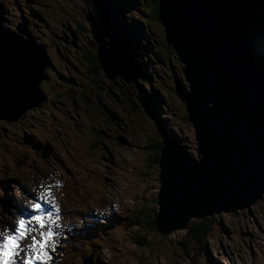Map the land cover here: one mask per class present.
Segmentation results:
<instances>
[{
    "label": "rangeland",
    "instance_id": "374dc122",
    "mask_svg": "<svg viewBox=\"0 0 264 264\" xmlns=\"http://www.w3.org/2000/svg\"><path fill=\"white\" fill-rule=\"evenodd\" d=\"M0 1L6 7L5 12L0 4L1 19L4 17L6 27L3 30L21 29L34 58L41 66L47 63L51 66L43 69L47 79L37 84V86L42 85L46 90V98L41 101L39 107V111L44 113L43 118L33 107L16 121L7 123L0 120V183L3 186L0 190L2 192L5 190L7 199L11 197L20 204L22 195H26V189L31 184L36 185V180L39 178L36 168L39 171L45 170L46 173L55 169L63 174L66 208L73 205L85 207L90 203L87 201L90 197L110 196L109 200L118 202L116 204L118 209L111 206L106 209L107 205H99L103 208L102 213L106 211L109 213L107 217L105 216L107 220L86 213L81 220H75L74 226L81 225L82 229H79V233L81 234L83 230L84 236H80L76 228L70 231L54 229L59 233L54 238L57 241L55 249L62 258L63 264H78L88 255L93 256L94 264H205V262L206 264H264V194L245 201L244 209L231 212L235 193L233 188L223 202L224 213L194 215V218L187 222H180L177 216L178 223L167 233L168 237L161 236L155 230L152 221L156 211L161 213V220L156 223L160 227L178 213L173 207L176 203L173 201L177 200L165 191L162 185L163 179L159 184V172L156 174L157 172L152 168L154 163H150L153 152L156 150L160 152L157 143H161L162 133L157 127V119L149 113L143 102L138 104L136 88L122 83L120 77L105 80L107 87L100 88L99 80L93 81L89 62L83 56V54L91 56L95 51L97 40L101 39L99 25H94L97 21H91L90 16L93 15L101 21L102 32L106 34L107 27L110 30L114 24L112 12L107 9L101 18L94 0ZM236 1L242 2V0ZM36 2L45 4V11L41 13L42 19L47 23L45 28L36 17L30 15L33 11L39 14V6ZM157 2L158 0H156V11ZM23 5L26 6V10L29 8L25 22L18 19L19 15L15 8L18 6L23 9ZM122 8L120 7L119 19H124L133 25L132 27L124 23L121 25L127 27L131 34L136 30V26L139 28L138 38L143 47L147 46L144 49L146 55L149 47H153L154 36L143 29L145 26L130 19L139 13L137 7H130L129 18L125 16ZM254 13L259 22L256 23L251 15L249 23L245 26L247 32L243 29L245 33L242 32L239 38L248 37L249 42L251 37H254L252 46L248 44V48L257 71L263 74L264 12ZM139 16L140 22H143V17ZM155 16L146 17L144 14L146 27L151 32H155L156 38H160L163 43L161 28L154 21ZM135 19L139 21L138 18ZM93 26H96L95 29L92 28ZM236 28H239L237 24ZM110 32L116 38V34L112 30ZM66 37H69V40L64 43L62 40ZM219 37L222 39L224 36L219 34ZM29 41L37 44V47L43 45L45 50L41 52L43 57L40 53L36 55ZM179 44L183 48L179 57L183 58L188 42L183 40ZM191 46L193 44L189 41V50ZM161 47L163 48L162 45ZM163 52L164 60L167 61L166 68L172 70L175 76L181 75L182 60L177 56L174 59L169 49L163 48ZM220 53L221 51L218 55ZM159 54H162L160 49ZM148 55L155 61L152 54ZM156 57L158 61V55ZM155 65L153 62L148 67ZM99 70L103 77L100 65ZM144 70L146 73L149 72L145 67ZM60 76L71 77L75 81L62 78V83L58 80ZM157 76L163 83L168 78L172 83L170 73L167 75L164 70L159 69ZM180 80L186 82L184 76ZM58 83L61 84L59 89L55 87ZM131 83L134 85L133 82ZM172 85L174 86L173 83ZM118 87L128 88L133 93L137 104L133 107V112L126 107L122 95L114 91ZM165 90L170 98L171 109L164 105L158 95L160 103L157 110L158 119H164L166 126L174 127L176 132L179 129L183 140L177 144V147L180 145L185 149L186 145L190 152L196 154L194 130L184 109L182 110L184 103L180 99L177 102L170 89L165 88ZM213 93L212 96L200 97L197 100L205 101L214 96L216 98L226 96L224 90L217 89ZM33 100L34 96L29 105H33ZM106 110H109L107 112L109 120L104 116ZM143 112L147 117L143 116ZM173 114H178L182 118L173 117ZM256 128L251 126L248 131H254L256 138H259ZM33 138L39 143L32 141ZM117 138L120 139L119 142ZM24 144L26 149L21 148ZM165 144L175 147L172 142ZM258 147H261V143L257 139L253 148ZM180 149L183 152L181 156L191 157L182 148ZM171 160H174V157ZM248 162V159L244 164L242 162V174ZM249 171L254 174L251 175L255 180L252 185L264 180L261 168L250 166ZM8 172H11L9 177ZM28 177L29 182L21 192L20 183L26 181ZM240 177L239 173L237 186ZM169 183H173L171 177ZM164 184L168 185V183ZM162 196L166 199L162 198V201H158L157 197ZM81 198L85 202H81ZM5 201L8 204L3 205H10L12 208L6 210L0 206V220L6 222L19 218L21 212L10 204V200ZM150 202L153 204L148 206ZM121 204L125 206L126 211ZM226 209L229 213L225 212ZM82 210L76 212L68 210L64 214L68 220H72L80 217ZM110 210L113 217L110 215ZM30 212L31 210L27 211L26 215ZM117 217L121 219L115 222ZM212 220L213 223H210ZM197 228H203L199 243L196 237L193 239L184 237L189 232L197 234L200 230ZM78 243H81L83 248L77 250L74 245ZM91 245L96 249L90 250ZM72 252L75 254L72 255ZM85 253L86 255L81 256Z\"/></svg>",
    "mask_w": 264,
    "mask_h": 264
},
{
    "label": "water",
    "instance_id": "95a60500",
    "mask_svg": "<svg viewBox=\"0 0 264 264\" xmlns=\"http://www.w3.org/2000/svg\"><path fill=\"white\" fill-rule=\"evenodd\" d=\"M251 15L253 16V12L248 6L244 2L236 0H158L157 19L163 28L167 43L172 44L180 56L183 48L179 43L183 40L188 42L184 57L179 58L185 63L186 67L183 72L191 91H186L183 84L176 78L174 83H176L175 93L185 104L188 113L187 119L192 123L198 152L197 159L184 157L181 156L183 152L180 149L183 147L180 145L177 147L175 140L165 141L172 142L175 147L164 142L158 161V181L160 184V180L163 179L162 185L165 191L177 200L173 201L176 202L173 207L178 212L164 223L168 227L177 225V216L180 221V214L183 211L180 208L186 182L180 175L184 171L192 169L191 179L195 181H201V177L213 180L219 166L223 169L227 166L224 156L231 150H235L239 154L245 155L249 162L258 164L264 173V81L259 76L257 66L250 55L248 37L247 39L239 38L242 32L245 33L244 30L247 32L245 26L249 23ZM210 22H215L214 25L208 24L214 26L215 32L212 35H206L207 38L195 39L196 35L198 37V31L193 28L195 24L201 25L202 30ZM236 24L239 28H236ZM219 34L224 37L221 39ZM108 36L111 43L101 41L98 48L101 67L110 78H114L118 74L127 82L135 79L138 70L129 57L127 45L120 42L110 32ZM210 36L211 38H209ZM23 39L24 37L17 31L7 30L4 34L0 30V112L6 111L0 114V119L6 121L18 118L42 78L43 66L29 53ZM189 41L193 44L190 50ZM29 43L31 44V41ZM199 43H201V48L197 52ZM219 51H221L220 55H218ZM116 60L120 61L121 68L115 63ZM228 60L232 69L239 70L247 93L250 94L252 89L256 93L255 98L262 102L255 113V108L252 105L242 114L244 118L252 121L249 127H257L259 138H256L254 131L241 138L245 129H240L236 136L233 135V127L239 124L237 121L227 119L226 112L223 115L227 98L234 94L235 96L241 95L240 91L243 90V87L236 88L238 82L241 81L239 78L233 81L235 87L227 86L228 88L219 89L226 92L225 97L216 98L214 96V98L210 97L205 101L197 100L200 97L212 96L213 92L217 90L216 88L201 87L199 84L201 73L214 70L213 68L223 65ZM199 112L202 113L201 117H199ZM257 139L261 143V147L254 149L253 145ZM217 153L221 155L219 165L212 162L213 160L210 158L212 154ZM172 157L174 160H171ZM249 167L247 165L245 170ZM167 176L173 180L172 184L165 179ZM216 181L222 183L223 177H218ZM254 181H244L245 183L242 185L239 182L238 186L236 183L233 185L235 193L230 210L239 205L240 201L238 200L250 201L264 194V180L252 185L251 183ZM164 183H168V185ZM229 193L226 194L223 202ZM162 198L166 199L162 196L158 197V201H162ZM159 220H161V213ZM83 264H92L91 259L86 258Z\"/></svg>",
    "mask_w": 264,
    "mask_h": 264
},
{
    "label": "clouds",
    "instance_id": "9594fccd",
    "mask_svg": "<svg viewBox=\"0 0 264 264\" xmlns=\"http://www.w3.org/2000/svg\"><path fill=\"white\" fill-rule=\"evenodd\" d=\"M36 1H39V0H36ZM107 1V3L108 4H110V2H109V0H106ZM94 2H95V4H96V6L98 7V10H99V12H101V10H102V15H104V12L106 11V10H104V7H102L103 5L101 4V0H94ZM117 2H118V5H119V9L117 10V9H115L116 7L115 6H113V9H112V13H113V15L118 19V21H119V23H124L125 25H129V26H131L132 27V23L131 22H127L126 20H124V19H122V20H120L119 19V15L121 16V13H120V7H123L122 8V10H123V13L125 14V16L127 17V18H129V9H130V7H134L136 4H131V3H129V4H122V2L120 1V0H117ZM42 3V2H41ZM158 3V2H157ZM0 4H1V6H2V8H3V11H5L6 12V7H5V5L0 1ZM36 4L39 6V14H37V13H33V12H31V13H33V15H34V17H37V19H38V21L40 22V23H42L43 24V26H44V28H45V24H47L46 23V20H43L42 19V14H41V7H42V5L44 4H39V2H36ZM133 5V6H132ZM1 6H0V30L5 34L6 33V31L8 30H3V28L5 29L6 27H5V25H4V23H5V20H4V17L1 19V17H2V14H1ZM15 8H16V10H17V13H18V15H19V17H18V19L19 20H21V21H24L25 22V19H26V17H23L22 15H21V13H23V14H25L24 16H26V14H27V12L29 11V8H27V10L25 9L26 8V6L25 5H23V9H21L20 7H18V6H15ZM100 8H101V10H100ZM135 8V7H134ZM108 10H109V8H108ZM66 15H67V12L65 13ZM156 14H157V11H156ZM21 15V16H20ZM135 16L136 17H134V18H130L131 20L132 19H135V18H138L139 19V21L137 20V19H135L138 23H140L141 25H143V26H145V24L143 23V22H140V16L138 15V14H135ZM138 16V17H137ZM90 19H91V21L92 20H96L97 22L94 24V25H96V26H98L99 25V28H100V31H99V33H100V35H101V39H98L97 40V45H96V48H95V51H94V53H95V55L97 56V58H98V60H99V53H98V48H99V45H100V43H99V40H101V41H103V42H110L111 43V39H110V37L108 36V34H109V32H110V30H112L115 34H116V38L120 41V42H123L124 44H126V42L128 41V40H126V39H122L117 33H116V31L115 30H113L112 28H110V30L108 29V27H107V29H106V34L105 33H103L102 32V23H101V21L98 19V18H96V17H94L93 15H91L90 16ZM144 20V19H143ZM142 20V21H143ZM155 22L157 23V25L158 26H160V28H161V31H162V33H163V37H164V42H165V45L166 46H168L169 47V50L172 52V54H173V58L175 59V57L177 56V58L179 59V56H178V54H177V51H176V48L172 45V44H170V43H167V41H166V39H165V36H164V32H163V28H162V26L159 24V22H158V19H157V15H156V20H155ZM106 24H107V21H106ZM146 27V26H145ZM143 29L146 31L147 29L146 28H144L143 27ZM17 32H19L21 35H22V33H23V31L21 30V29H17ZM72 32V31H71ZM136 32V33H135ZM74 34H75V32H73ZM111 33V32H110ZM112 34V33H111ZM140 34V30H139V28L138 27H136V30L133 32V34H131L133 37H135L137 40H138V43H139V45H140V41H139V38H138V35ZM27 35V34H26ZM23 36V35H22ZM24 37V36H23ZM29 39L30 40H32V37L30 38L29 37ZM67 39H69V38H66V40L64 41L65 43H67L68 42V40ZM24 42H25V44H26V46H27V48H28V50H29V53L31 54V55H33L32 53H31V50H30V48H29V45H28V43H27V39L24 37ZM64 40V39H63ZM31 47H32V50L36 53V55H38L39 53L41 54V52L42 51H45L44 50V48H43V45H39L38 47H37V44H35V43H32L31 42ZM74 45V44H73ZM127 45V44H126ZM129 45V44H128ZM138 48V47H137ZM127 52H128V54H129V57H130V59L132 60V62L134 63V65L137 67V75H136V77H135V79H133V80H130V81H125V80H123L122 79V77L120 76V75H117V76H115L114 78H110V77H108L107 76V74H106V72H105V70L101 67V64H100V61H99V65H100V67H101V70H102V73H103V79H105V80H112V79H115L116 77H120L121 79H119L122 83H124V84H126V85H128V86H133V87H135L136 88V85H137V81H139V78L140 77H138L140 74H141V72H142V70H144V67H145V69L147 70V71H149L148 72V74L150 75V78L148 79V82H146L145 84H144V86H148V87H152L154 90H156V92H157V95H160V93H159V80H161V79H158V76H157V71H158V69L155 67V66H153V67H151V68H149L148 67V65L149 64H152L153 63V60L151 59V57L149 56L148 58H149V60H147V63H146V65H141V64H139V63H137V60H135V59H133L132 58V56L130 55V51H129V48H128V46H127ZM84 55V54H83ZM41 56L43 57V55L41 54ZM138 60H140V61H142L141 60V57H139L138 58ZM165 61V66L167 65L166 63H167V61L166 60H164ZM182 64H181V67H180V73H181V75H179V76H175L174 75V77L172 78V83L174 84V86L172 85V83H170V85H171V91H172V94L174 95V98H175V100L178 102L179 101V97L176 95V93H175V85H176V83H174V79L176 78L177 80H178V82H181L182 84H183V86H184V88L186 89V91H189V83H188V81L186 80V76H185V74H184V72H183V69L186 67L185 66V63L183 62V61H180ZM115 63L121 68L122 67V65H121V63H120V61L119 60H116L115 61ZM43 66V69L44 68H48V67H51L48 63L46 64V65H42ZM168 67V66H167ZM170 71H172V70H170ZM143 73H146L145 72V70H144V72ZM259 74H260V72H259ZM263 76H264V73L262 74ZM182 76H184V81H186V82H183L182 80H180V79H182ZM62 78H64V79H67V81L68 80H73V81H75V79L74 78H71V77H64V76H62ZM62 78H61V76L60 77H58V80L60 81V82H62L63 83V81H62ZM47 79V74L45 73V71H43L42 70V78H41V80H46ZM262 79H263V77H262ZM40 80V81H41ZM263 81H264V79H263ZM131 82H133L134 83V85L131 83ZM77 84V83H76ZM64 85V84H63ZM65 86V85H64ZM82 85H80V87H81ZM55 87L57 88V89H59L60 87H61V84H56L55 85ZM45 92H46V90H44L43 89V87H42V85H38L37 86V89L33 92V94H32V97H31V99L27 102V104H25V108H24V110L22 111V113L18 116V118L17 119H15V120H13V121H16V120H18L23 114H25V113H27L28 112V108L26 107V106H28L29 105V103L32 101V99H33V96H34V100H33V105L31 106V105H29V106H31L32 107V109H33V107L34 108H36L37 110H38V113H39V107L41 106V101H43L45 98H46V94H45ZM37 93L39 94V96H37ZM41 94H43V96L41 97ZM155 101H158V97H157V100L155 99ZM159 106H160V103H159ZM158 106V107H159ZM166 106V105H165ZM182 109H184V112H185V114H186V109H185V104H184V106H183V108ZM109 110H106V112H105V114H104V116L109 120V117L107 116V112H108ZM45 112V111H44ZM143 114V116H145V117H147V114H145L144 112L142 113ZM0 120H3V121H5V122H7V123H9V122H13V121H6V120H4V119H0ZM163 121H164V119H163ZM189 121V120H188ZM164 128L166 129V130H168V129H170V128H168L167 126H164ZM194 134V133H193ZM176 136L179 138V141L176 139V138H174V136H168V137H163L162 136V138H161V143L160 142H158L157 144H159V148H160V152H158V155H159V158H160V155H161V150H162V148L164 147V142L166 141V140H168V139H173V140H175V142L178 144L179 142H181L183 139H182V136L178 133V134H176ZM32 141H34L35 143H39V141L36 139V138H33V139H31ZM117 140H118V142H119V138H117ZM194 142H195V139H194ZM181 144V143H180ZM50 145V144H49ZM195 146L197 147V145H196V142H195ZM185 150V152L187 153V154H189V155H191V157L193 158V159H197V148H196V154H194V153H192V152H190L188 149H184ZM50 153V152H49ZM159 158H158V161H159ZM246 161V160H245ZM248 166H256L257 168H260L259 167V165L258 164H256V163H252V162H248V164H247ZM37 167V166H36ZM152 168L157 172L156 174H158V172H159V169H158V162H157V164L155 165L154 164V166H152ZM36 170L38 171V173H39V176H42L43 178H42V180H41V182L38 184V185H30L27 189H26V195L24 196V195H22V198H21V200H20V204H18V211H20L21 212V214L22 215H24V216H27L26 215V213H27V211H29V210H31L29 207H28V205L33 201V196L32 195H30L29 193H37V192H40V191H42L43 190V187H42V185L44 186V187H55V190L53 191V190H51V197L50 198H54L55 199V201H56V203H57V205L59 206V217H60V219H59V223H60V227L58 228V229H56V230H62V229H65V230H67V231H70L72 228H76V231H77V233L80 235V236H84V232H83V230H82V233L80 234L79 233V229H82V226L81 225H78L77 227H75L74 226V221L75 220H81L82 218H83V215L86 213V214H92L93 216H95L96 218H99V219H105V220H107L106 219V217L109 215V213L106 211V212H104V213H102V211H103V208L102 207H100V206H105V205H107V206H105V208L106 209H109V207L111 206L112 208H115V209H118V207L116 206V204L118 203V202H113L112 200H109V197L110 196H102V197H100V198H91L90 197V199L89 200H87V201H90V203H88V205L87 206H85V207H82V206H80V205H73L72 207H70V208H66V206H65V203H64V196L65 195H63V192H64V185H65V182H64V178H63V174L60 172V171H58V170H55V169H52L49 173H46L45 172V170H41V171H39V169L38 168H36ZM240 174H241V177H240V179H239V182H240V184L242 185V184H244L245 182L243 181V179L244 178H246L247 180H246V182L247 181H254V178L251 176V175H254V174H252L250 171H249V169H246V170H244L243 171V174L240 172ZM12 179H14L13 177H11ZM158 178H159V174H158ZM57 181H59L60 182V186L59 187H57L56 186V182ZM28 182H29V177L26 179V181H24V182H21L20 183V189H21V192H22V190H23V188L28 184ZM23 183V184H22ZM46 183H48V184H46ZM14 192V191H13ZM23 194V193H22ZM78 195V194H77ZM258 198V197H257ZM157 199H158V197H157ZM260 199V198H259ZM258 199V200H259ZM80 201L81 202H85V200L83 199V198H81L80 199ZM244 202L245 201H240V203H239V205H237L233 210H230L231 212H233V211H238V210H241V209H244L243 208V204H244ZM256 202V201H255ZM151 204H153L152 202H150L149 204H148V206L149 205H151ZM100 205V206H99ZM122 205V204H121ZM4 206L5 205H1V207L2 208H4ZM43 207L44 208H49L50 207V205H43ZM122 207H123V209H124V211H126L125 210V206H123L122 205ZM245 208H250V207H245ZM5 209V208H4ZM80 209H83L81 212H80V217H78V218H74V219H72V220H68L67 218H66V216H65V214H64V212H66V211H68V210H71V211H74V212H76V211H78V210H80ZM111 210H110V215H111ZM226 213H229V212H227V211H225ZM222 213H224V210L222 209ZM106 214V215H105ZM158 214V215H157ZM159 215H160V212L159 211H156L155 212V214H154V217H153V221H152V224H154L155 225V230L161 235V236H163V237H168L169 235H167V233L169 232V231H171L175 226H173V227H168L167 225H165L166 226V231H162V230H160V228L159 227H157V225H156V223L158 222V218H159ZM106 216V217H105ZM112 216V215H111ZM121 216V215H120ZM113 217V216H112ZM120 219H121V217H120ZM120 219H117V221H119ZM213 220H215V219H213ZM213 220L212 221H210V223H213ZM11 222H14V220H8V221H6V222H2L1 220H0V231H4V229L6 228V227H8L9 226V224L11 223ZM180 222H181V220H180ZM32 234H35V233H32ZM30 242V240H28V239H25V241H24V244H27V243H29ZM96 249V248H95ZM94 248H93V245H91V247H90V250H95ZM50 255H51V260L50 261H48V264H63V262H62V258L59 256V254H58V252L56 251V249H54V251H51L50 250ZM23 257L21 256V259H22ZM86 258H90L91 259V262H92V264H94L93 263V261H92V256L91 255H88L87 257H85L84 259H83V261H81V262H78V264H83V262H84V260L86 259ZM220 264V263H219Z\"/></svg>",
    "mask_w": 264,
    "mask_h": 264
},
{
    "label": "bare ground",
    "instance_id": "6f19581e",
    "mask_svg": "<svg viewBox=\"0 0 264 264\" xmlns=\"http://www.w3.org/2000/svg\"><path fill=\"white\" fill-rule=\"evenodd\" d=\"M30 15L34 17L33 13H31ZM98 15L101 18H103L101 12H99ZM208 24L214 25L215 22L207 23V25L204 28H202V30L200 27L201 25L195 24L193 28H195V30L198 31V37L196 35V39H199V37L207 38L206 35H212V33L215 32L214 26ZM29 37L31 38V36ZM200 48H201V43L198 44L196 51L199 52ZM213 69L214 71L211 70L208 72L201 73L199 77V84L201 85V87L216 88V89L228 88L227 86L235 87L233 81H235L238 78L241 80L236 85L237 89H241V87H243V90L240 91L241 95L237 94L235 96L234 94L227 98L223 115L226 112L227 119L238 122L239 125L233 127V131H232L233 135L236 136L237 132L240 131V129H245V132H242L241 134V138L246 137L249 133L248 131L249 125L251 124L252 121L244 118L242 114L252 105L255 108L254 111L255 113L256 110L258 109V106L261 105L262 102L255 98L256 93H254L255 91L253 92L252 89L250 91V94L247 93V89L244 86L243 78L240 75L239 70L232 69V65L229 60L223 65ZM251 94H252V98H251ZM26 107L28 108V110L32 109V107L29 105ZM186 114L188 116L187 112ZM201 116L202 113L199 112V117ZM250 117L253 120L252 115ZM220 156L221 155L217 153V154H212L210 158L213 160L212 162H216L219 165L221 162ZM224 158L227 160V166L224 169L219 166V168L216 170L217 173L214 176L213 180H206L203 177H201L202 178L201 181L192 180L191 179V173L193 171L192 169H188L187 171H184L180 175L181 178L186 182V186L184 188V196L182 198V204L180 208L181 210H183L180 214L181 222L182 221L187 222L189 219L194 218V215L205 216L212 213L213 214L222 213L223 199L226 196V194L233 189V185L236 183L237 175L241 172L242 162L244 164L246 160L245 155L239 154V152L235 150H231L230 153H227V155L224 156ZM218 177H223L222 183H217L216 179ZM165 179L169 180L170 176H167ZM238 201H242V200H238ZM117 219L120 218L118 217L115 218V222L117 221ZM157 227H159L160 230L162 231H166L165 225L161 227L157 225ZM94 244H97V242H94ZM74 246L76 247L77 250L83 248L81 243H78V245L75 244ZM71 254L73 255L75 253L72 252ZM84 255H86V253L82 254L81 256ZM84 258L85 257H83V259Z\"/></svg>",
    "mask_w": 264,
    "mask_h": 264
},
{
    "label": "trees",
    "instance_id": "16d2710c",
    "mask_svg": "<svg viewBox=\"0 0 264 264\" xmlns=\"http://www.w3.org/2000/svg\"><path fill=\"white\" fill-rule=\"evenodd\" d=\"M120 1L122 2V4H129V3L136 4L134 7H137V9L139 11L138 15H141L143 17V19H144L143 23L145 24V26H146V23H145L144 14H145L146 17H149L150 15H154V16L156 15V0H120ZM109 2H110V4H108L106 0H101V3L103 5V7H104V10H107L109 8V11L112 12L113 6L116 7L115 9H117V10L119 9V5L120 4L118 5L117 0H109ZM242 2H244L248 6V8L250 10H252L253 17H254L256 23H258L259 21L256 19V15H255L254 12H256L258 14H261V12H264V0H242ZM39 4H43V3L39 2ZM44 11H45V4H43L42 7H41V13L44 12ZM33 13H36V12L33 11ZM21 15L23 17H25L24 16L25 14H23V13H21ZM112 18H113V23H114L112 29L115 30L116 33L122 39L124 38V39L128 40L126 42V44H127L128 48H129L130 55L132 56L133 59L137 60V63H139L141 65H146L147 60H149V58H148L149 55L148 54H152L153 59L155 60L153 62L156 64L155 67L158 70L161 69V70L166 71L167 75H169V73H170V78L171 79L174 77L173 72L169 71L166 68L165 61H164L163 48L168 50L169 47L165 45V42L162 43L160 38H158V39L156 38L155 32H151L148 29V27H145L148 32L152 33V35L154 36L155 41L152 42L153 43V47H149L148 53L146 55H144V49H146L147 46L144 45V47H143L141 45V43L139 45L138 40L131 35V33L129 32L127 27H125V26L121 25V23H119L118 19L113 15V13H112ZM155 20H156V16L154 18V21ZM108 23H109V21H108ZM46 26H47V24H45V27ZM95 27L96 26H93L92 28L95 29ZM263 27H264V25H263ZM252 34H254V33H252ZM161 35H162V38H163V41H164V37H163L162 31H161ZM66 38H69V37H66ZM66 38L64 40H62V41L64 42L66 40ZM251 38L254 39V37H251ZM252 39L249 40L250 46H252V44H253V40ZM161 45L163 46V48L161 47ZM159 49L162 50V54H159ZM156 55H158V61H157ZM83 56L86 57V60L89 62V68H90V71L92 72L93 81L99 80L100 88L106 86V81H105V79H103V77L100 74L99 65H98L99 60H98L97 56L95 55L94 51H93V54H91V56H88V55H85V54ZM139 57H141L142 61L138 60ZM143 72H144V70H142L141 74L138 76L140 78H139V81H137V85H136V90H137L136 98H137L138 104L140 105V103L143 102L144 105L147 107L149 113L155 119H157V127L160 129V131L162 133V136L164 138L168 137V136H174V138H176L179 141V138L175 135V132H176L175 128L172 127L170 129L166 130L164 128V126H166V124L164 123L163 119H158V111L157 110H158L159 102L155 101V99L157 100L158 95H157L156 90H154L152 87L144 86V84L146 82H148V79L150 78V75L148 73H143ZM263 73H264V66H263ZM258 74H259V72H258ZM259 76L261 78L263 77V79H264V76L262 75L261 72H260ZM170 83H171V81H170L169 78L166 79L165 83H163L161 80H159L160 97L163 100L164 105H166L169 108V110L171 109V102H170V98H169L165 88L171 90ZM106 89L108 90V88H106ZM127 89L128 88L118 87V89H115L114 91H118L122 95V97H123V99L125 101L126 107L131 112H133V107L137 106L136 99H135L133 93L129 89L128 90ZM37 96H39L38 93H37ZM42 96H43V94H41V97ZM139 97H141V98H139ZM51 109H56V108L51 107ZM39 115L41 116V118H43L44 113L42 111H39ZM173 117L182 118V116H179L178 114H173ZM184 118H185V116H184ZM178 133L180 134L179 129L177 130L176 134H178ZM37 145L41 146V144H37ZM157 146H159V144H157ZM21 148L22 149H26V145L24 144V146L21 147ZM184 148H186V145H185ZM40 157L42 158L43 156H40ZM158 158H159V155H158V151L156 150L155 152H153V155L151 156L150 163L152 164V162H153L156 165L157 162H158ZM6 173H7V171H6ZM10 173L11 172H8V177L10 176L9 175ZM0 188L3 189V186L1 185V183H0ZM5 200H7V198L5 197V190L3 192L0 190V206L3 205L4 203H7ZM8 200L14 202L13 198H11V197L8 198ZM4 208H5V206H4ZM147 209H148V207H147ZM203 228H205V226ZM203 228H201V229L197 228V229H200L197 232V234H194L193 232H189V234H185L184 237H191L192 239L194 237H196L198 239V243H199V241H201V239H202L201 231L203 230ZM203 235L205 236V233H203ZM206 261H209V260H206ZM205 264H206V262H205Z\"/></svg>",
    "mask_w": 264,
    "mask_h": 264
},
{
    "label": "snow or ice",
    "instance_id": "6c2138e0",
    "mask_svg": "<svg viewBox=\"0 0 264 264\" xmlns=\"http://www.w3.org/2000/svg\"><path fill=\"white\" fill-rule=\"evenodd\" d=\"M56 186H60L59 181ZM42 187L40 192L29 193L33 196L28 205L31 212L0 231V264H48L51 260L50 250L54 251V238L59 235L54 230L60 227L59 206L50 198V187ZM45 204L50 207L45 209ZM25 239L30 242L24 244Z\"/></svg>",
    "mask_w": 264,
    "mask_h": 264
}]
</instances>
